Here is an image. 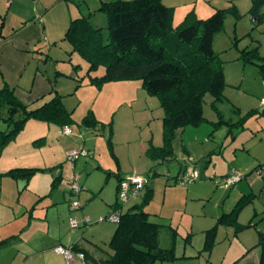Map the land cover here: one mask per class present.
Wrapping results in <instances>:
<instances>
[{"label": "rangeland", "instance_id": "1", "mask_svg": "<svg viewBox=\"0 0 264 264\" xmlns=\"http://www.w3.org/2000/svg\"><path fill=\"white\" fill-rule=\"evenodd\" d=\"M239 1L241 5L243 1L245 3V0ZM243 7L245 6H242L245 12L247 8ZM103 17L105 18L106 14ZM252 25L249 15L235 16L228 13L223 31L215 37L214 49L217 52L222 51L220 54L227 72V85L224 98L217 101L216 106H213V97L210 94L205 96V121L198 129H209L210 133L206 131L205 135L208 136L204 142L203 131H199L196 136H190L188 130L185 132L186 127L179 128L172 137L174 158L154 162L150 158V149L162 147L165 143V110L160 105L159 98L149 95L141 80L107 81L101 85L93 83L86 74L88 68L81 66L77 73L80 77L85 75L84 82L88 84L71 93L74 91V80L69 78L62 87L65 106L74 108L72 120L67 125L72 129L71 138L63 136V127L59 122L45 123L36 118H29L1 149L0 169L9 163L13 165L7 167V171L26 166L40 167L45 162L39 158L42 154H48L50 148H58L60 151L66 148L67 151L59 160L62 172L57 185L60 189L55 191L60 201L64 202L58 205V213L62 214L64 205L69 212V216L64 219L66 223L63 228L67 226L69 231L78 233L79 238L89 242L104 259L112 253L109 241L117 227V223L105 219L106 203L117 199L119 176L127 177L136 173L150 178L153 191L146 209L154 214V221L164 224L160 231L161 247L170 246L172 229L177 230V256L182 255L184 251L187 254H197V249L199 251L203 247L206 231L217 224L223 213L233 209L234 195L228 196L231 187L217 186L214 181L218 178L223 180L233 169L242 175L239 182L244 180L243 184L249 186L246 195L250 198L249 201L243 202L237 221L248 222L254 214L256 221L261 219L264 217V177L258 172L247 175L240 168V165H249L254 155L259 157L260 163L264 165V114L260 110V100L264 98V20L254 29ZM103 31L107 36L108 31ZM254 48L257 52L252 53L251 62L241 58L244 50L252 52ZM91 74L103 75L104 67L99 66L92 70ZM216 107L219 113H216ZM0 110V129L7 130L3 119L7 108ZM86 119L96 120V123H86ZM39 133L45 134V137H33ZM190 138H194L193 141L198 139L199 142H193L194 145H191L188 143L192 141ZM64 145L67 147L64 148ZM81 146L88 150L90 155L81 157L72 164L73 162L67 159V154ZM8 157L9 161L5 162ZM179 162L183 166H193V162H196L195 168L200 174V179L186 185L177 183ZM73 166L76 173H73ZM226 171L228 174L224 175ZM75 175L81 176L79 184L82 188L79 194L71 195L68 203L66 199L70 197L67 192L71 188L70 178ZM239 182L233 186L236 188ZM91 188H94L95 192H91ZM225 188H229L226 189L227 192ZM98 192L101 193L97 194ZM88 193L92 197L90 202L80 210H72L71 200H79L81 204H85L83 198ZM141 200L142 195L124 204L120 211H126L133 203H140ZM84 210H88V213H84L90 219L89 224H81L79 228L71 229L70 218L81 220L85 216L80 212ZM230 227L231 225L226 223L218 224L211 260L223 255L228 242L225 238H230ZM190 239L192 245L187 243ZM200 253L202 254V251ZM205 256L207 257V254L203 253L197 259L187 260L192 264H205ZM173 262L175 263L155 264H183L177 260ZM75 264H79V261Z\"/></svg>", "mask_w": 264, "mask_h": 264}, {"label": "trees", "instance_id": "2", "mask_svg": "<svg viewBox=\"0 0 264 264\" xmlns=\"http://www.w3.org/2000/svg\"><path fill=\"white\" fill-rule=\"evenodd\" d=\"M263 5L264 0H252L249 12L254 22L253 29L264 20V12L261 11ZM100 10L107 16L105 27H94L89 16H83L72 20L66 39L71 42L73 51L78 52L89 63L88 73L99 66L105 68L103 75L90 76L91 82L101 85L107 81L141 80L145 91L159 98L160 105L165 110V143L162 147L150 149V158L154 161L171 160L174 158V132L186 126H198L205 121L206 94L213 97V106L224 98L227 85L224 61L214 49V38L223 31L226 15L237 14L236 7L217 9L207 18H198L189 13L179 24L173 22L174 8L166 6L162 0H112L103 2ZM104 29L108 31L107 36L104 35ZM254 52H257L256 48L252 52L244 50L241 58L251 62ZM262 67L264 70V63ZM262 99L260 101L264 107ZM3 107L7 108L3 119L8 124V129L0 131V151L29 118L48 123L59 122L62 126H67L72 120V111L65 107L60 96L57 95L42 107L32 110L7 85L0 89V109ZM85 122L95 124L96 120L86 119ZM39 170L42 169L13 168L5 174L29 181ZM180 177L176 179L177 183H180ZM124 178L126 177L119 176L117 188ZM60 179L61 176L55 178L53 187H56ZM147 180L144 190L138 195H142L141 202L133 203L126 211H120V221L109 241L112 250L109 257L97 263L92 262L82 250L91 264H155L177 259L176 229H172L170 246L161 247L160 231L164 224L154 221V214L146 210L153 191L148 178ZM214 181L216 183V179ZM216 185L223 186L221 183ZM70 192L79 194L72 188ZM247 198H241L230 212L224 213L217 224L206 231L202 251L207 254L211 252L220 223L234 225L239 230L256 225L252 221L245 225L237 222L243 202L250 200ZM122 206L116 199L105 219ZM81 207L80 203L79 209ZM6 242L3 240L0 245ZM257 245L261 250V264H264V232H259ZM71 247L80 251L78 247Z\"/></svg>", "mask_w": 264, "mask_h": 264}, {"label": "crops", "instance_id": "3", "mask_svg": "<svg viewBox=\"0 0 264 264\" xmlns=\"http://www.w3.org/2000/svg\"><path fill=\"white\" fill-rule=\"evenodd\" d=\"M108 1L112 0H13L10 4H7L6 0H0V89L7 85L23 103L29 106V109L34 110L50 102L57 95L62 99V87L69 78L74 80V91L71 93H74L80 86L87 85L88 82H84L85 75L80 77L77 70L81 66L84 69H89V63L78 52L73 51L71 42L66 39V32L72 20L83 16H89L92 26L105 27L107 25V16L105 20L103 17L105 13L100 10V7L103 2ZM162 1L166 6L174 8V24L181 23L189 13L195 14L198 18H207L217 9H229L235 6L237 14L234 15H249L253 24L252 28L254 26L252 15L249 12L252 0H245V3L243 1V5L239 3V0ZM242 6L247 8L245 12L242 10ZM263 7L264 5L261 7L262 12H264L262 10ZM221 52L218 51L217 53L220 54ZM224 73L226 80L227 72L225 69ZM86 74L94 76L91 72L88 73V70ZM260 106V110L264 114V107ZM67 109L72 111V113L74 112V108ZM217 110L216 113H219ZM200 125L186 126L184 128L185 132L188 130L190 136H196L199 131H203L202 142H204L210 132L206 127L204 130H198L200 129L199 127H202ZM62 127L64 128V126ZM63 128V136L70 139V136H66L63 133ZM3 130L4 128L0 129V131ZM206 131L207 135H205ZM37 135L33 137H45L43 133ZM193 139L188 141V143L194 145L193 142H199L198 139L194 141ZM64 144L69 145L68 143ZM65 145L64 148L67 147ZM66 151V148L62 151L58 148H50L48 154H42L41 158H39L40 161L45 162L42 163V167H18L42 169L35 172L29 181L3 173L7 172L6 168L12 166L13 163H9V165L7 164L3 169H0V242L3 240L7 241L0 245V264L66 263L65 257L54 250L58 245L78 247L80 251L83 250L86 253L87 259L92 262L97 263L106 259L102 258L99 254L100 252L91 246L89 242L79 238L78 233L69 231L67 226L63 228L66 223L64 219L69 216V212L66 205H64L62 214L58 213L60 211L58 205L64 202L60 201L59 196H56L55 191L60 188L58 185H56L57 188L53 187V182L56 177L61 176L62 168L59 160H61ZM9 159L8 157L4 161L7 162ZM234 161L237 162L236 159ZM260 162L259 157L254 155V159L249 165L242 167L240 165V168L247 175L253 172L259 173L264 168V165ZM195 167H197L196 162H193V166H183L179 162V170L176 176L188 174L192 170H196ZM71 168L74 170L73 173H76L75 166ZM228 171L223 174L227 175ZM51 172L54 174H49ZM260 176L264 177V173L260 174ZM72 179L71 177L70 181ZM80 179L81 176L78 175V181ZM243 183L244 180L239 182L236 188L235 186L229 187L231 191L228 196L234 195L233 201L235 204L241 198L247 197L246 193L249 186ZM229 188H225V192ZM89 190L95 192L94 188ZM65 192L64 195L67 197ZM67 192L70 197L65 199L69 203L72 194L70 189ZM100 193L98 192L97 194ZM91 198L90 193L85 194L83 198L85 204L83 203L80 209L84 208ZM113 203L115 201L106 203V214L110 211ZM84 212L88 213V210H84L80 214L89 218ZM85 217L81 220L76 218L79 221V226L76 228H79L81 224L87 225L84 222ZM255 217L256 215L254 214L248 222L240 223L245 225L252 221L256 224L255 226L239 230L234 225H231L230 238H225V241L227 240L228 242L224 247L223 255L220 257L211 260L214 250L213 246L209 254L202 251V247L199 251L197 249V254H187L184 251L182 255H176V260L181 261L180 263L183 264H192L187 259H197L204 253L208 257L207 259L205 256V264H261V250L257 244L259 232H264V217L257 221ZM187 243L192 245V239L188 240ZM201 251L202 254L200 253Z\"/></svg>", "mask_w": 264, "mask_h": 264}, {"label": "built area", "instance_id": "4", "mask_svg": "<svg viewBox=\"0 0 264 264\" xmlns=\"http://www.w3.org/2000/svg\"><path fill=\"white\" fill-rule=\"evenodd\" d=\"M13 0H6L7 4H10ZM262 104L264 105V99H262ZM63 133L66 136H70L72 134V129L68 126H64ZM90 152L86 150L84 147H78L75 150L70 151L67 154L68 160L75 161L79 157L89 156ZM264 173V168L259 171V174ZM199 177L197 171H191L188 174L182 175L179 178V182L181 184H188ZM242 179V175L236 170H232L230 174L225 176L223 180L216 179V183H221L223 186H233L237 182ZM147 177L143 175H138L136 173L127 176L119 182L117 188V199L118 202L122 205L127 204L138 197L139 193H141L145 185L147 183ZM71 188L75 193H79L81 190V186L78 183V175H75L71 181ZM80 207V203L78 200L71 201V209L77 210ZM120 210H114L111 214L107 216V220L118 223L120 221ZM89 218H84V222L89 223ZM70 225L72 228H76L79 226V221L76 218H70ZM55 252L61 254L65 257L66 264H75L76 261H79L80 264H91L87 259L85 254L82 251H75L71 246H63L58 245L54 248Z\"/></svg>", "mask_w": 264, "mask_h": 264}]
</instances>
